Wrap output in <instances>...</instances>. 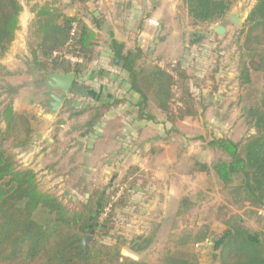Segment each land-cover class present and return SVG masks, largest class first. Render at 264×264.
<instances>
[{"label":"trees","instance_id":"trees-1","mask_svg":"<svg viewBox=\"0 0 264 264\" xmlns=\"http://www.w3.org/2000/svg\"><path fill=\"white\" fill-rule=\"evenodd\" d=\"M76 1L89 7L95 0ZM237 1L180 0L179 10L185 15L188 27L196 29L222 20ZM22 10L19 0H0V61L15 40ZM33 11L31 29L37 41L29 44L33 71L41 76L57 72L79 76L83 65L92 58L97 34L79 16L59 13L49 3ZM242 33V47L247 54L241 63V86L250 82V70L260 71L264 77V53L257 52L258 47L264 45V0H259L252 8ZM111 43L116 45L114 41ZM64 57L81 60V63ZM116 58L127 74L129 90L140 96V104L151 100L167 115L173 113L175 106L177 119L197 115L184 72L170 74L158 66L136 69L139 54L118 53ZM1 71H5V67L0 64ZM37 79L42 81L40 77ZM178 85L181 90L173 92V87L178 88ZM259 94L257 102L247 110L249 121L257 129L254 137L239 143L218 138L208 144L224 156L210 171L221 184L223 195L238 211L245 209L244 216L246 213L254 216L264 209V86ZM99 115L100 112H96L92 121L99 119ZM0 119L4 125L0 129V264H150L121 260L119 253L129 245L131 253L140 255L153 243L154 233L136 237L129 243L121 238L111 246L100 243L114 228L113 213L122 201L119 196L115 204L112 203L116 191L110 195L94 191L80 210L70 213L56 196L39 189L36 174L31 169H17L14 156L4 148V144L9 143L13 149H27L35 132V117L15 112L10 100L0 103ZM91 123L86 127H91ZM110 203L113 205L107 212L105 209ZM184 213L178 211L176 216ZM243 223L242 216L232 214L224 222L225 230L215 237L212 251L219 264H264V230L252 232ZM89 234L96 237L87 243L85 252L82 240ZM208 235L206 228L183 234L174 243L184 249L183 253L168 252L162 264H198L190 247L204 243Z\"/></svg>","mask_w":264,"mask_h":264},{"label":"rangeland","instance_id":"rangeland-1","mask_svg":"<svg viewBox=\"0 0 264 264\" xmlns=\"http://www.w3.org/2000/svg\"><path fill=\"white\" fill-rule=\"evenodd\" d=\"M133 1L139 7L142 6L141 0ZM258 1L238 0L231 7L230 12L242 14L241 27L232 24L225 16L215 24L191 29L188 27L185 15L179 10V0L174 19L169 20L174 30L179 33L166 34L165 42L157 46L164 55L176 56L181 52L182 45V58L165 63L157 59L160 52L156 48L150 51L151 44L145 45L140 50L139 59L135 63L136 69L158 66L170 74L173 71L184 72L188 78L186 85L195 100L193 108L197 112L196 116L199 110L203 109L204 104L207 108L200 114L201 119L193 117L191 120L188 118L192 116H188L182 125L183 128L180 129V136L178 134L172 136L171 139L174 141L173 146H169L171 150L176 149L175 144H179L180 149L186 145L190 150L187 152V161H180V164L176 161L172 164V169L180 168L181 171L191 173L199 169L200 164L211 169L215 162L224 158L221 152L208 146L211 140L221 138L239 143L257 134L254 123L249 121L247 110L259 99V93L264 86V77L262 72L250 70V82L241 86L240 70L241 63L247 54L242 47L244 38L242 30L250 11ZM19 2L26 10L24 12L26 17L23 18L24 22L22 21L16 33L15 43L26 44L30 51L29 44L37 43L31 29L35 18L32 9L43 6L45 2L59 13L71 17L79 16L90 28L101 30L102 34H97L96 44H105L109 30L116 25V22L119 23L125 18L123 16L126 13L125 7L131 0H98V4H95V0L93 6L89 7L81 5L76 0H38L30 3L19 0ZM151 6L152 3L149 2L146 9L150 10ZM93 9L95 11L92 14ZM29 13L33 14L32 20ZM140 19L141 17H136L135 29L137 26L143 29L141 22L143 20ZM128 22L129 28L130 23L134 22ZM218 25L225 30L222 36L216 34L214 30ZM139 40L141 37L134 36L132 48H135ZM149 42L152 43V40ZM133 50L134 54H138L135 49ZM257 52L264 53V45L258 47ZM22 62V67L12 71L5 68V71L0 72V103L16 101V108L19 109L27 101L38 99L39 105L43 106L45 88L34 75L31 57L26 62ZM113 63L114 60L109 61L110 66ZM116 64L118 67L121 65L119 61ZM28 90L29 96L25 95ZM180 90L179 85L178 88L172 89L175 93ZM202 94L205 95V99ZM174 108L177 107H173L172 116L177 113ZM3 128L4 125L0 119V129ZM68 141L69 138L64 135L51 147L45 141L38 144L33 139L25 150L13 149L9 143H5L4 148L14 156L17 169L35 170L39 189L56 196L70 213L80 210L94 191L105 195L116 191L117 194L112 203L115 204L119 196L122 197V201L113 213L114 228L107 238L100 240L97 237V239L101 244L111 246L118 238L129 243L136 237L154 233V241L149 248L140 255H136L138 261L162 264L168 252L174 255L183 253V248L174 245L177 238L185 233L203 231L206 228L209 232L208 239L202 244L190 247V252L197 258L198 264H219L212 251L214 239L225 230L224 222L232 214L242 216L244 226L250 231L264 230V225L257 215L248 216L249 214L246 213L247 215L244 216V210L238 211L232 201L223 195L221 184L217 183L211 172L196 180L194 178L196 188L190 191L187 188L184 192L177 191L181 179L174 176V184L172 182L171 184L174 185L172 198L175 197V200L166 202L164 193L157 191L158 183L155 184L153 179L140 173L139 169L130 167L138 170L134 173L129 170L130 168L124 167V172L117 180L105 178L100 170L103 161L98 160L97 155L87 158V154L85 155L82 151L83 146L72 141L68 143ZM70 148L73 149L70 150ZM47 149L49 150L46 151ZM53 150H55L54 153ZM126 176L128 178L124 181ZM168 188L173 189V186ZM63 191L69 195L65 196ZM72 197L75 198L74 201ZM181 198L187 202L185 206L180 203ZM112 203L106 207L105 211L108 212ZM181 210L185 213L177 217V212ZM37 219L40 220V216ZM87 236L91 238L90 242L96 237L91 234ZM128 246L121 249L129 251Z\"/></svg>","mask_w":264,"mask_h":264},{"label":"crops","instance_id":"crops-1","mask_svg":"<svg viewBox=\"0 0 264 264\" xmlns=\"http://www.w3.org/2000/svg\"><path fill=\"white\" fill-rule=\"evenodd\" d=\"M178 1L141 0V7L133 0L126 4V13L123 15L125 18L119 23L116 22V25L109 30L105 44H95L93 57L90 62L83 65L82 73L76 76L72 90L55 117L48 115L44 93L43 106L39 105L38 99H34L17 109L16 101H14L12 106L15 112L31 114L35 117L32 141L34 139L38 144L45 141L51 147L65 135L72 143L76 142L83 146L82 151L85 155L87 154V158L97 155L98 160L103 161L100 170L105 178L110 177L115 181L120 178L125 169L135 167L140 170V173L146 174L147 178L153 179L155 184L158 183L157 191L164 193L166 202L175 200V197L172 198L174 176L181 179L177 191L184 192L187 188L189 191L195 189L196 183L193 179L206 176L211 172L210 169L206 166L208 169L204 170L203 164L191 173L181 171L180 168L172 169V164L176 161L179 164L180 161H187V152L190 150L185 144L182 149L178 146L179 144H175L177 147L173 150L169 147L173 146L172 136L176 134L180 136V129L183 128L182 125L188 116L177 119L175 116L167 115L151 100L146 104H140V96L129 90L127 74L115 63L116 54L123 56L134 54L133 49L139 54L147 44H151L150 51L156 48L160 52L157 56L159 61L171 63L173 60L182 58V45L181 52L176 56H166L162 50H158V44L165 42L166 34L179 33L169 22L174 19ZM149 2L152 3L150 10L146 9ZM95 4H98V0ZM25 11L23 8L19 16V27L24 22L23 18L26 17ZM29 14L32 20L33 14ZM137 16L143 20L141 21L143 29L137 26L136 31L134 26ZM148 20L155 21L158 26L148 24ZM128 21L134 22L130 23L129 28ZM91 29L96 34H102V31H98L97 28V30ZM134 36L141 37V40L135 48H132ZM151 40L152 43L149 42ZM112 41L116 42V45H113ZM29 57L31 56L26 44H16L14 40L0 64L6 70L12 71L22 67V61L26 62ZM110 60H114L112 66L109 65ZM34 75L36 78L41 76L35 72ZM29 93L28 90L25 95L29 96ZM202 97L205 99L204 94ZM203 107L205 109L199 110L198 116L194 119L197 117L201 119L200 114L207 109L205 104ZM96 112H100L101 117L92 121ZM188 119L193 120V117ZM87 123H91V127H86ZM124 167L126 168L123 169ZM33 172L35 173V170ZM169 186H173V189H169ZM65 192L63 191L64 194ZM180 203L187 204L184 198H181ZM244 205L247 206V204ZM256 215L264 225V209L258 210Z\"/></svg>","mask_w":264,"mask_h":264},{"label":"water","instance_id":"water-1","mask_svg":"<svg viewBox=\"0 0 264 264\" xmlns=\"http://www.w3.org/2000/svg\"><path fill=\"white\" fill-rule=\"evenodd\" d=\"M241 13L238 14L236 12H230L226 15V18L230 20L232 24H234L237 27H241L242 20H241ZM216 34L219 36H222L225 32L224 28L222 26H216L214 28ZM118 60H115V63H117ZM43 79L41 81L42 86L45 88L44 96L46 97V105H47V112L50 117H55L60 110L64 100L66 99L67 95L72 90L75 81H76V75L74 73H45L42 75ZM65 196H68L69 194L65 192ZM75 198L72 197V201H74ZM91 241V238L89 236H85L82 240V246L86 252V245L88 242ZM119 256L122 259H129L133 262L138 261V257L125 250L121 249Z\"/></svg>","mask_w":264,"mask_h":264},{"label":"built area","instance_id":"built-area-1","mask_svg":"<svg viewBox=\"0 0 264 264\" xmlns=\"http://www.w3.org/2000/svg\"><path fill=\"white\" fill-rule=\"evenodd\" d=\"M147 23L150 24V25H152V26H154V27H157L158 26V24L155 21H152V20H148ZM64 58L69 59L72 62L81 63V60H78V59H72L70 57H64Z\"/></svg>","mask_w":264,"mask_h":264},{"label":"flooded vegetation","instance_id":"flooded-vegetation-1","mask_svg":"<svg viewBox=\"0 0 264 264\" xmlns=\"http://www.w3.org/2000/svg\"><path fill=\"white\" fill-rule=\"evenodd\" d=\"M41 79H43V77L40 76Z\"/></svg>","mask_w":264,"mask_h":264}]
</instances>
